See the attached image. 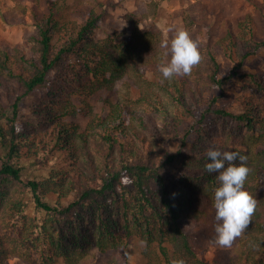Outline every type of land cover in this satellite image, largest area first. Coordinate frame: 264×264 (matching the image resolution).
<instances>
[{"label":"trees","instance_id":"obj_1","mask_svg":"<svg viewBox=\"0 0 264 264\" xmlns=\"http://www.w3.org/2000/svg\"><path fill=\"white\" fill-rule=\"evenodd\" d=\"M102 16L50 1L33 9L26 43L0 42V264L17 242L51 258L62 247L67 264H83L94 248L135 238L138 264H210L202 252L220 186L205 169L214 146L247 157L245 187L258 200L235 254L217 264H264V76L245 70L264 49L254 15L202 51L190 75L170 80L148 73L162 56L155 34L135 24L128 38L98 40ZM53 75L54 99L39 108L30 99ZM234 79L247 91L229 98ZM119 85L131 92L121 97ZM102 90L118 92L106 115L89 103Z\"/></svg>","mask_w":264,"mask_h":264},{"label":"rangeland","instance_id":"obj_2","mask_svg":"<svg viewBox=\"0 0 264 264\" xmlns=\"http://www.w3.org/2000/svg\"><path fill=\"white\" fill-rule=\"evenodd\" d=\"M50 1L55 0H0V42L10 44H24L29 39V31H33L35 24L32 18L33 9L40 12L47 9ZM60 3L66 2L69 10L77 14L78 12H88L96 9L102 13L101 25L95 31V38L106 42L122 40L128 38L138 24L139 29L150 31L159 40L161 51L160 62L148 71L150 75L157 70L162 63L170 60L169 49L162 46L164 40L170 41L176 30L187 29L192 37L199 41L201 52L213 46L215 41L225 35L232 27L237 29L239 22L247 13H252L255 17L260 35L264 34V0H58ZM113 1V3H111ZM204 5L206 7H204ZM166 53H169L166 55ZM226 73L232 67L229 60L223 64ZM245 70L258 72L259 76H264V49H260ZM160 73V72H159ZM51 84L36 91L30 99L36 104H47L54 99L53 90L57 89L52 76ZM121 97H125L131 92L127 86L119 85ZM133 89V88H132ZM228 97L233 98L247 91L241 79H234L228 86ZM221 90L218 89L217 92ZM133 95H135L133 93ZM118 92L110 93L102 90L89 97V103L94 106L92 112L108 113L106 100H115ZM78 100V99H77ZM79 102V100H78ZM81 102V101H80ZM30 105L25 107L26 112L32 109ZM34 108V106H33ZM41 108V106L39 107ZM90 112L89 115L93 113ZM155 118L156 115L154 114ZM91 117V116H90ZM213 118V115H210ZM161 122L162 119H156ZM80 122L87 125L90 121L88 117L81 116ZM200 138L197 134L191 140ZM191 142V141H190ZM179 142L171 141V149L176 151ZM172 187L171 181L168 183ZM174 190V189H173ZM209 223V235L203 240L205 250L202 256L210 263L217 264V261L226 262L236 252L235 243L230 248H222L214 242L217 224L215 215L211 217ZM215 220V222H214ZM115 225L120 226L118 217ZM12 232V231H11ZM14 234V231H13ZM202 238V237H201ZM235 242V241H234ZM144 248L142 242L135 238L126 247L120 249H110L103 252L99 248H94L90 255L83 260V264H138L139 254ZM48 248H29L27 245L17 242L16 255L11 257L7 264H67L63 257V248L60 247L51 258L48 255Z\"/></svg>","mask_w":264,"mask_h":264},{"label":"clouds","instance_id":"obj_3","mask_svg":"<svg viewBox=\"0 0 264 264\" xmlns=\"http://www.w3.org/2000/svg\"><path fill=\"white\" fill-rule=\"evenodd\" d=\"M162 46L169 49L171 57L159 67L164 79L190 75L203 59L199 41L184 28L176 30L170 46L168 40H164ZM206 155L210 162L205 169L209 173H218L216 179L220 185L214 191L217 221L214 242L222 248H230L248 228L257 209L258 200L245 187L251 168L247 165V157L237 151H222L219 146H214ZM172 264H185V261L173 260Z\"/></svg>","mask_w":264,"mask_h":264}]
</instances>
